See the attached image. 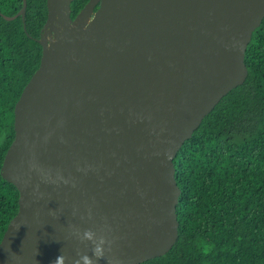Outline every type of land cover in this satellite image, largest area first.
Wrapping results in <instances>:
<instances>
[{"label": "water", "instance_id": "95a60500", "mask_svg": "<svg viewBox=\"0 0 264 264\" xmlns=\"http://www.w3.org/2000/svg\"><path fill=\"white\" fill-rule=\"evenodd\" d=\"M73 1H47L41 63L15 106L1 175L19 211L0 264L91 256L72 226L105 229L113 264L166 255L179 236L174 160L246 81L264 20V0H90L75 20Z\"/></svg>", "mask_w": 264, "mask_h": 264}, {"label": "trees", "instance_id": "16d2710c", "mask_svg": "<svg viewBox=\"0 0 264 264\" xmlns=\"http://www.w3.org/2000/svg\"><path fill=\"white\" fill-rule=\"evenodd\" d=\"M48 0H0V242L19 211V192L1 175L15 138L16 103L42 58ZM90 0H74L75 20ZM248 76L204 118L174 165L181 195L178 239L142 264H264V20L245 53ZM213 245L202 256L196 243Z\"/></svg>", "mask_w": 264, "mask_h": 264}, {"label": "clouds", "instance_id": "9594fccd", "mask_svg": "<svg viewBox=\"0 0 264 264\" xmlns=\"http://www.w3.org/2000/svg\"><path fill=\"white\" fill-rule=\"evenodd\" d=\"M89 218H91V216H89ZM72 227L74 229L73 235L76 236L81 244H90V251L92 253V255L89 256L86 253L77 251L78 258L73 260L72 264H99V261L101 260H106V264H113L111 253L114 240L107 237L105 229H101L99 234L92 229L84 230L81 233L79 229H76L74 226ZM196 247L200 254L206 257L212 252L214 246L209 245L204 241H198ZM65 262L66 257L61 254L52 262V264H65Z\"/></svg>", "mask_w": 264, "mask_h": 264}]
</instances>
